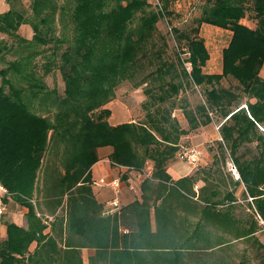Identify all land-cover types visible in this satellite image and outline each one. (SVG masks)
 Segmentation results:
<instances>
[{"label":"trees","instance_id":"obj_1","mask_svg":"<svg viewBox=\"0 0 264 264\" xmlns=\"http://www.w3.org/2000/svg\"><path fill=\"white\" fill-rule=\"evenodd\" d=\"M6 1L0 184L5 202L29 211L26 227L5 222L0 264H85L86 250L89 264H264V0H206L191 26L171 27V52L158 28L174 14L171 0H31L29 9ZM253 12L255 27L243 22ZM24 24L32 38L18 33ZM205 24L232 32L221 73L204 69ZM56 70L63 92L46 82ZM227 77L242 88L222 86ZM123 81L143 88L146 115L113 125L110 110H95ZM197 89L203 99L192 102L187 92ZM216 113L213 160L173 178L167 166L181 137ZM106 147L115 166L153 167L140 197L115 212L97 199L91 174Z\"/></svg>","mask_w":264,"mask_h":264},{"label":"rangeland","instance_id":"obj_2","mask_svg":"<svg viewBox=\"0 0 264 264\" xmlns=\"http://www.w3.org/2000/svg\"><path fill=\"white\" fill-rule=\"evenodd\" d=\"M22 5L25 8H28L31 0H20ZM152 4H159V0H149ZM206 2V0H171V10L173 11L172 16H167L163 19H161L158 23L159 30L166 35V38L168 39L170 48L169 51L171 52L174 46L176 45L174 36L171 31V27L176 26L179 28H186L193 24L194 18L198 17L201 14L202 6ZM11 4L8 3L6 0H0V12L5 10L6 8H11ZM29 9V8H28ZM253 13H249V17L243 19V22L251 27L256 26V21L252 17ZM18 33L26 38H32L34 35L33 28L28 25L24 24L20 27ZM201 34L206 40L207 47L210 51L211 58L208 61L206 67L204 68L205 71L209 73H220L222 72V50L224 47H226L230 41V38L232 36V32L230 30H226L223 28H215V27H209L207 25L202 26ZM6 38V40L10 39L8 35L0 33V39ZM183 57H186V55H183ZM188 66H190L188 64ZM190 69V68H189ZM264 70V67L263 69ZM261 76L264 77V74L261 73ZM46 82L48 84V87L50 89H57L60 92L64 91L65 88V82L62 77V74L59 70H56L54 74L48 76L46 79ZM222 86H225L227 88L235 89V91H239L242 86L238 87V82L232 78L227 77L222 80ZM198 90V89H197ZM201 89L197 91V93H191L187 92V95L189 96L190 100L192 102L200 101L203 99V96L201 94ZM242 96V102H246L248 99V96L241 92ZM147 99V96L143 92V88H136L134 85L129 81H123L121 82L117 88H116V95L114 98L109 101L107 104H105L103 107L98 108L95 110L96 113L101 112L103 109L110 110L111 113H109L108 120L111 122V124L116 125L122 122L126 121H142L145 119L146 110L143 108V103ZM173 115L177 116L185 128H188V123L183 115V112L181 109L175 110ZM212 122L210 124L201 126L200 128L196 130H192L189 134L184 135L180 139L179 144V150L174 158H172L167 168L173 167L177 168L178 166L183 168L182 170H188V167H191V171H195L199 166H205L209 165L211 161L213 160L214 153L216 152L215 148L217 146V140H221V134H220V125L222 123V120L219 119V117L216 114L212 115ZM197 148L201 151V156L198 158V161L196 164H190L184 157L185 153L192 152V149ZM250 148L252 149L251 152H248V156L255 153L253 145H250ZM100 150V149H99ZM104 150L101 149V154H103ZM111 162V160L109 159ZM113 165V164H112ZM229 169L232 170V174L234 175V165L232 163H229ZM114 166V165H113ZM120 168V166H119ZM169 170V169H168ZM170 174L173 176V178L178 179L182 177V174L185 173V171L180 172V174L175 173L173 171H170ZM184 176V175H183ZM235 176V175H234ZM236 179H238L235 176ZM97 181V180H96ZM202 183H200L201 185ZM97 187H104V186H98ZM139 190L137 193H134L132 191L130 192V200H135L136 198H139L142 194V186L141 183H138ZM106 188V187H104ZM101 194H107V196H110V192L105 190L100 191ZM112 197V196H110ZM109 202V201H108ZM107 202L108 210L110 212H114L112 206ZM122 202L120 200V208L128 203ZM22 210V208H20ZM8 213L0 212V220H6L11 221L12 217L8 216ZM18 220L19 222L22 221L21 213H18ZM259 237L264 243V231H261L259 234ZM84 259L85 264L88 263V253L84 252Z\"/></svg>","mask_w":264,"mask_h":264},{"label":"crops","instance_id":"obj_3","mask_svg":"<svg viewBox=\"0 0 264 264\" xmlns=\"http://www.w3.org/2000/svg\"><path fill=\"white\" fill-rule=\"evenodd\" d=\"M8 10V8H6L5 10L1 11L4 12ZM0 12V13H1ZM207 25V24H205ZM209 27H215V28H220V27H216L213 25H207ZM264 67V65H263ZM262 67V69H263ZM260 71V75L261 73L264 74V70ZM221 73V72H220ZM262 77V76H261ZM264 78V77H262ZM101 149L104 150L103 154H101ZM111 152V148L106 147V148H100L99 150V156H100V160L93 165L92 170H91V174H92V179L94 180H99L100 178H106V179H110L113 177H121L122 178V190L121 193L119 195V198L122 202H128V200L130 199V185L131 184H135L136 186H138V181L136 179V172H133L132 170H123L121 168H119L118 166H113L112 162L109 161V157L108 155ZM189 169L186 170H182L183 168L180 169V167L178 166L177 168H173V167H169L168 169L170 171H173L175 173H179L182 171H185V173L182 174V176L184 175H188L191 174V167H188ZM168 170V171H169ZM106 187V188H104ZM104 187H97L94 185V192L96 194V197L99 201L103 202L106 206V208H108L107 206V202L112 200L114 198V192L108 187V186H104ZM101 190L105 191H109L110 192V196L112 197H108L107 194H105V196H103L104 194H101ZM133 200H130L128 203L132 202ZM127 203V204H128ZM5 204V208L1 211V212H5L8 213V216L12 217V222H15L23 227L27 226V218H26V214L28 213L29 209L26 206H22L20 204H16V203H12V199H9L7 202L4 201ZM22 208V210L20 209ZM18 213H21L22 216V221L19 222L18 220ZM7 216V217H8ZM6 220H0V235L1 236H5L6 235V225H5ZM84 252H87L88 255L91 253V251L86 250ZM85 255V254H84Z\"/></svg>","mask_w":264,"mask_h":264},{"label":"built area","instance_id":"obj_4","mask_svg":"<svg viewBox=\"0 0 264 264\" xmlns=\"http://www.w3.org/2000/svg\"><path fill=\"white\" fill-rule=\"evenodd\" d=\"M201 156V151L197 148L192 149V152L185 153L184 157L190 164H196L198 158ZM119 167V166H118ZM123 170H130L128 167L120 166ZM234 175L239 178V174L236 169H233ZM153 174V167L152 165H148L144 167L140 171H136V179L139 183H142L146 178H151ZM93 185L98 186H108L114 192V198L110 200L108 203L112 206L111 210L113 209L114 212L120 209V198L119 195L122 190V178L121 177H113L110 179L100 178L99 180H94ZM130 190L134 193H137L139 187L135 184L130 185ZM7 194V190L4 186L0 184V212L5 208L4 204V196Z\"/></svg>","mask_w":264,"mask_h":264}]
</instances>
